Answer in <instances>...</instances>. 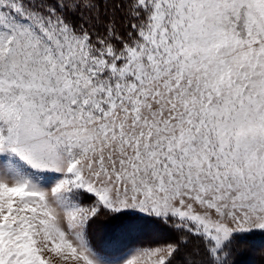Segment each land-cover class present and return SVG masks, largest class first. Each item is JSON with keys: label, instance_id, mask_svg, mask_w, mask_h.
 <instances>
[{"label": "snow or ice", "instance_id": "snow-or-ice-1", "mask_svg": "<svg viewBox=\"0 0 264 264\" xmlns=\"http://www.w3.org/2000/svg\"><path fill=\"white\" fill-rule=\"evenodd\" d=\"M101 217L176 238L109 256ZM255 237L264 0H0V264H241Z\"/></svg>", "mask_w": 264, "mask_h": 264}, {"label": "rangeland", "instance_id": "rangeland-1", "mask_svg": "<svg viewBox=\"0 0 264 264\" xmlns=\"http://www.w3.org/2000/svg\"><path fill=\"white\" fill-rule=\"evenodd\" d=\"M107 224L108 218L101 217L91 225L90 230L93 242H95V244L100 246L102 249L107 248L105 253L109 256L122 255L129 249L156 247L172 242L176 238L175 233L163 226H151L144 230L146 235L145 237L142 236L144 233L141 236H138L140 235V232L134 237L125 236L117 238L113 235H109V239L107 241H101L99 237L102 234H111ZM130 243L132 245H130ZM127 244L131 247H127ZM262 255H264V238L255 237L248 241L238 242L236 245L235 258L239 259L241 264H257Z\"/></svg>", "mask_w": 264, "mask_h": 264}, {"label": "trees", "instance_id": "trees-1", "mask_svg": "<svg viewBox=\"0 0 264 264\" xmlns=\"http://www.w3.org/2000/svg\"><path fill=\"white\" fill-rule=\"evenodd\" d=\"M91 227V226H90ZM140 233V232H139ZM139 233H137V234H139ZM144 233V230L143 231H141V233H140V235H138V236H141L142 234ZM105 234H102L100 237H99V239L101 240V241H107L108 239H109V235H112V233L111 234H106L105 236H104ZM89 236H90V239H91V241H92V243H93V245L99 250H102L104 253H105V250L107 251V248L106 249H102L100 246H98L97 244H95V242H93V238H92V236H91V230H90V228H89ZM134 236H136V234L135 235H133L132 237H134ZM143 237H145L146 235H145V233L142 235ZM111 237V236H110ZM132 237H130V238H132ZM132 243V242H131ZM130 243V245H132ZM130 245H128L127 244V247H131Z\"/></svg>", "mask_w": 264, "mask_h": 264}]
</instances>
